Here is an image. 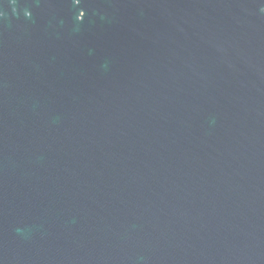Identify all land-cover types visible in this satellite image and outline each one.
<instances>
[{
    "label": "water",
    "instance_id": "obj_1",
    "mask_svg": "<svg viewBox=\"0 0 264 264\" xmlns=\"http://www.w3.org/2000/svg\"><path fill=\"white\" fill-rule=\"evenodd\" d=\"M66 1L0 0V264H264V0Z\"/></svg>",
    "mask_w": 264,
    "mask_h": 264
},
{
    "label": "flooded vegetation",
    "instance_id": "obj_2",
    "mask_svg": "<svg viewBox=\"0 0 264 264\" xmlns=\"http://www.w3.org/2000/svg\"><path fill=\"white\" fill-rule=\"evenodd\" d=\"M58 3V2H57ZM63 7L80 8L78 16L81 17L84 14L82 8V0H67L66 2L59 3Z\"/></svg>",
    "mask_w": 264,
    "mask_h": 264
}]
</instances>
